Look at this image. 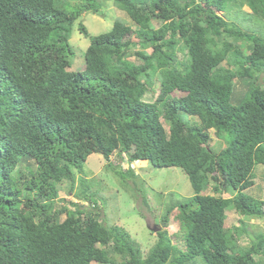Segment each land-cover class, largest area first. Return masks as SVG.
Here are the masks:
<instances>
[{
  "label": "trees",
  "instance_id": "obj_1",
  "mask_svg": "<svg viewBox=\"0 0 264 264\" xmlns=\"http://www.w3.org/2000/svg\"><path fill=\"white\" fill-rule=\"evenodd\" d=\"M101 1L0 0V264H264V232L242 247L243 223L226 226L229 208L264 218L244 194L264 170V33L234 20L243 7L241 20L264 19V0H110L133 28L115 20L90 37L75 69L73 26L87 35L81 18ZM236 79L246 90L233 105ZM93 153L124 181L133 170L113 153L187 175L192 195L162 217L175 232H156L145 255L80 204L96 205L82 174ZM64 181L81 185L70 208L57 205Z\"/></svg>",
  "mask_w": 264,
  "mask_h": 264
},
{
  "label": "rangeland",
  "instance_id": "obj_2",
  "mask_svg": "<svg viewBox=\"0 0 264 264\" xmlns=\"http://www.w3.org/2000/svg\"><path fill=\"white\" fill-rule=\"evenodd\" d=\"M102 7L96 14H86L81 18L87 35L80 34L77 30V24L73 26L70 44L75 52L73 63L76 67L79 65V60L84 57L85 50L90 44V37L105 33L110 30L115 20H121L126 25L133 28L127 15L120 11L110 0H102ZM238 9L230 10L228 16L230 18L232 13ZM245 14L240 18L234 19L244 30L264 33V19L258 18L250 21L246 18V13L249 10L246 7L242 9ZM221 14V12H219ZM159 21H153V25L158 28ZM247 28V29H245ZM130 40L135 42L134 37ZM242 43V42H241ZM244 48V49H243ZM243 51L247 54V48L244 45ZM133 50H138L133 49ZM80 66V65H79ZM225 66V64H222ZM81 67V66H80ZM78 68V67H77ZM260 77V83L264 87V76ZM263 78V79H262ZM156 84V83H155ZM157 89V88H156ZM246 90V83L241 80L234 81V94L231 103L236 105L238 99ZM157 95V91L153 94L147 92L144 100L152 102ZM164 127L167 129V124L162 120ZM211 141L210 145L215 150H220L225 147L222 140H219L214 131L210 130ZM109 161L116 166V170L126 172L129 168L133 170L134 177L130 179L121 180L116 177L112 171L106 169V161L99 154H90L83 165L82 174L88 178V191L92 195V204L80 203L93 211L99 218L107 225H118L123 227L131 236L132 239L139 243L143 254L145 255L150 247L156 242L157 231L166 230L169 235L175 232L172 224L162 223V217L165 214L166 208L172 203H176L185 197L192 195V189L188 181L187 175L177 167L156 168L148 162H132L129 163L125 157L119 159L116 153H113ZM24 168V165H20ZM254 185L253 187L244 191V194L255 199L264 201V170L261 165L254 167L252 171ZM86 183V184H87ZM134 183V184H133ZM84 187V189L87 188ZM81 189V185L77 181L74 184V189L70 191L68 181L58 184V200L57 205H64L70 208L69 201L77 202L74 193ZM83 189V188H82ZM210 190H207V193ZM228 197V195H223ZM143 199L146 204L143 203ZM264 210V206H263ZM174 211V210H173ZM172 213V212H171ZM226 226H238L242 222L247 234L240 237V244L242 247L248 246L252 241L254 235L264 232V218L252 219L238 215L234 208H229L226 211ZM174 242V241H173ZM120 262V258L114 256ZM91 264H99L92 262Z\"/></svg>",
  "mask_w": 264,
  "mask_h": 264
},
{
  "label": "water",
  "instance_id": "obj_3",
  "mask_svg": "<svg viewBox=\"0 0 264 264\" xmlns=\"http://www.w3.org/2000/svg\"><path fill=\"white\" fill-rule=\"evenodd\" d=\"M152 231H153L154 233L158 232L156 229H152Z\"/></svg>",
  "mask_w": 264,
  "mask_h": 264
}]
</instances>
